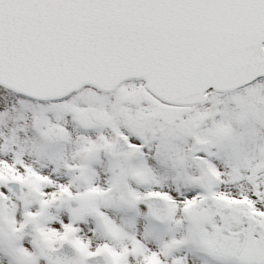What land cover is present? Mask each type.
I'll return each instance as SVG.
<instances>
[{"label":"snow or ice","instance_id":"snow-or-ice-1","mask_svg":"<svg viewBox=\"0 0 264 264\" xmlns=\"http://www.w3.org/2000/svg\"><path fill=\"white\" fill-rule=\"evenodd\" d=\"M0 264H264V0H0Z\"/></svg>","mask_w":264,"mask_h":264}]
</instances>
